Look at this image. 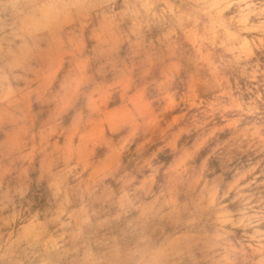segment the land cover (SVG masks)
Here are the masks:
<instances>
[{
  "label": "rangeland",
  "instance_id": "rangeland-1",
  "mask_svg": "<svg viewBox=\"0 0 264 264\" xmlns=\"http://www.w3.org/2000/svg\"><path fill=\"white\" fill-rule=\"evenodd\" d=\"M56 2L0 0V264H264V0Z\"/></svg>",
  "mask_w": 264,
  "mask_h": 264
},
{
  "label": "clouds",
  "instance_id": "clouds-1",
  "mask_svg": "<svg viewBox=\"0 0 264 264\" xmlns=\"http://www.w3.org/2000/svg\"><path fill=\"white\" fill-rule=\"evenodd\" d=\"M58 5V19L60 21H64L65 17H70L67 23H70L73 17L74 10L80 11L83 9L86 4L87 0H57ZM71 67V65H69ZM75 83L76 80H74Z\"/></svg>",
  "mask_w": 264,
  "mask_h": 264
},
{
  "label": "crops",
  "instance_id": "crops-1",
  "mask_svg": "<svg viewBox=\"0 0 264 264\" xmlns=\"http://www.w3.org/2000/svg\"><path fill=\"white\" fill-rule=\"evenodd\" d=\"M15 158V157H14ZM14 158L12 157L11 161H9V164L13 163Z\"/></svg>",
  "mask_w": 264,
  "mask_h": 264
}]
</instances>
